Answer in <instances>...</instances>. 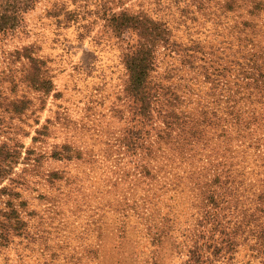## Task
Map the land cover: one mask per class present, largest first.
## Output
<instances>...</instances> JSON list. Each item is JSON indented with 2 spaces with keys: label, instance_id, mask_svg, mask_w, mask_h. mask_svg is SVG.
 Segmentation results:
<instances>
[{
  "label": "rangeland",
  "instance_id": "374dc122",
  "mask_svg": "<svg viewBox=\"0 0 264 264\" xmlns=\"http://www.w3.org/2000/svg\"><path fill=\"white\" fill-rule=\"evenodd\" d=\"M12 151L0 264H264V0H35L0 31Z\"/></svg>",
  "mask_w": 264,
  "mask_h": 264
},
{
  "label": "trees",
  "instance_id": "16d2710c",
  "mask_svg": "<svg viewBox=\"0 0 264 264\" xmlns=\"http://www.w3.org/2000/svg\"><path fill=\"white\" fill-rule=\"evenodd\" d=\"M35 0H1L0 4V31H4L7 29H12L17 27L21 22L22 12L33 5ZM136 15H131L127 11L117 12L114 14V18H116V27L120 28L119 30L127 28L130 24L133 26L139 25L141 28L137 27L142 33L145 30V24L142 20L137 18ZM118 18H123L121 22H119ZM145 51V53H144ZM148 53L145 49L139 50L132 54L126 61L128 65V69L130 71V80L131 83L140 88L143 87L144 78L148 72L149 66V58ZM36 84V81L35 83ZM40 88V87H38ZM143 95V99H144ZM15 111L18 113H23L29 104L26 100L21 99L14 101L13 103ZM17 154L15 151L10 152L9 155H5L0 157V177L4 176L7 172L5 167L1 164L2 162L8 161L11 158V161H8L9 164L17 161ZM16 157V158H15ZM8 158V159H7ZM7 159V160H5ZM12 163V164H13ZM12 219V218H11ZM19 223V221H17ZM2 237V235H0Z\"/></svg>",
  "mask_w": 264,
  "mask_h": 264
}]
</instances>
